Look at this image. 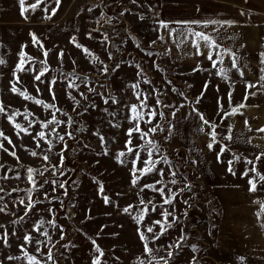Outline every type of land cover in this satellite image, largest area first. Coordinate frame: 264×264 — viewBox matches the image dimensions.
Returning <instances> with one entry per match:
<instances>
[{
  "label": "rangeland",
  "instance_id": "374dc122",
  "mask_svg": "<svg viewBox=\"0 0 264 264\" xmlns=\"http://www.w3.org/2000/svg\"><path fill=\"white\" fill-rule=\"evenodd\" d=\"M33 2L26 0L25 7L29 10L21 16L19 0H0V58L5 61L0 65V104L6 113H0V132L12 141L9 144L0 137V144L7 149H0V208L4 209L0 211V264H27L20 250L25 235L42 242L39 252L35 243L24 245L42 264H53L46 262L49 248L55 264H92L95 258L101 264H140L141 261L144 264H165V261L167 264H264L263 259L253 260L221 250L218 240L221 232L227 230L223 225L227 213L214 189L201 184L192 149L173 147L170 140L173 118L180 111L187 109L202 123L208 135L207 145L212 142L209 125L215 124L216 143L212 149H205V153L213 159L224 148L217 161L229 173L232 150L230 140L225 137L232 136L230 113L241 103L248 106L264 103L259 87L250 89L255 95L249 93L252 99L245 101L242 96L246 92L240 85L216 82L206 50L202 49L204 55H196V49L191 46L195 38L188 34L189 30L213 37L215 24L210 21L220 20L225 24L223 19L230 17L227 12L236 8L232 0H135V3L133 0H61L58 7L55 0H45L34 12L29 7ZM255 2L264 5V0ZM161 21L173 30L171 34L160 28ZM30 34H35L38 43H33ZM21 51L31 60L25 59L26 71L14 75ZM44 52H48L47 57ZM42 70L45 75L40 81L35 80ZM73 82L74 87L68 88ZM12 85L46 104H54L55 108L45 109L25 100L11 92ZM227 91L233 98L231 105ZM52 93L56 96L54 101ZM142 102L148 107H140ZM134 105L142 114L141 131L160 126L143 140L136 132L131 137L127 135L135 123L131 113ZM150 111H156V116L151 117ZM52 112L61 123L42 128L41 122L51 120ZM200 115L209 124H204ZM8 116L13 117L12 122ZM148 120L151 123H146ZM14 124L28 128L30 134L20 132ZM250 128L253 137L264 140V132L258 131L261 126ZM40 131L45 132L44 140L37 135ZM56 133L64 135V141L58 140ZM148 139L154 141L159 151L147 145ZM47 140L51 141L50 152ZM129 140L132 153L126 147ZM148 150L153 153L151 157ZM32 152L37 155H31ZM120 152L125 155L118 157ZM261 153L264 152L256 149L252 155L256 159ZM45 155L49 160H44ZM146 159L159 163L152 172L140 175ZM134 160L139 176L135 186L132 184ZM231 167L238 171L235 160ZM255 167L264 175V158L256 161ZM28 169H33L31 182ZM250 176L257 189L264 192V182L259 176L254 172ZM172 180L176 183L172 184ZM145 184L163 187L166 196L144 188ZM141 188L144 190L140 191ZM169 197L172 203L163 204V199ZM141 199L147 205V212L137 225L133 217L143 212ZM29 205H32L30 210ZM129 206H132L131 214L124 212ZM165 209L174 213L168 217L172 226L156 240L146 231V226L158 233L160 226L154 222H163ZM41 220L45 223L38 232L36 228ZM138 228L148 237V247L154 250L155 259L144 253L145 241H141ZM44 231L51 237L47 246L44 243L47 237L41 235ZM5 232L8 246L2 239ZM260 232L257 228L255 236H260ZM97 246L104 256L95 251ZM168 252L172 253L171 257ZM9 256L21 259L9 260Z\"/></svg>",
  "mask_w": 264,
  "mask_h": 264
},
{
  "label": "crops",
  "instance_id": "0c3cea01",
  "mask_svg": "<svg viewBox=\"0 0 264 264\" xmlns=\"http://www.w3.org/2000/svg\"><path fill=\"white\" fill-rule=\"evenodd\" d=\"M232 5L236 8H231L227 12L230 17L222 19L225 22L234 21L235 23L215 24L213 37L220 44L221 50H230L238 57L239 71L231 67L230 57L224 55V63L218 64L217 68L212 67L214 79L216 82L240 85L241 90L245 92L246 84H254L262 90L261 99L264 100V88L260 87L259 80L260 68L263 67L260 63V53L264 52V5L261 6L255 0H232ZM214 59H216L215 56ZM219 68L225 69L227 78L219 74ZM240 73L243 75L241 76ZM247 91L250 94L254 93ZM244 96H242L243 99ZM251 99L252 96L249 95L247 100ZM235 108L238 111L230 113L232 139L229 142L232 150L231 160H235L238 167L235 175L230 171L226 173L228 168L218 164V156L213 159L206 156L207 131L187 109L180 111L173 118L170 140L173 147L192 149L191 154L197 163L196 171L201 184L214 189L218 202L227 213L226 220L223 222L227 230L221 232L218 240L221 250L231 255L264 260V215H256L261 211L258 202H264V192L259 189L250 190L249 180L252 179L250 176L252 172L249 170L253 166L250 167L246 163L247 160L256 161L255 155H252L256 149L264 152V140L253 137L248 128H245L246 120L250 127L264 128V103L251 104V106L246 104L244 108L236 105ZM237 156H239L238 160ZM246 171L249 172L247 176L244 175ZM253 228L260 229V236H255L256 229L253 230Z\"/></svg>",
  "mask_w": 264,
  "mask_h": 264
},
{
  "label": "snow or ice",
  "instance_id": "6c2138e0",
  "mask_svg": "<svg viewBox=\"0 0 264 264\" xmlns=\"http://www.w3.org/2000/svg\"><path fill=\"white\" fill-rule=\"evenodd\" d=\"M25 3H26V0H19V5H20V9H21V16H24V14L29 10L28 7H25ZM42 3H45V0H35V2H33V3H31L29 5V7L34 12V11H36L39 8L40 4H42ZM55 3L57 5V7H58L60 5V3H61V0H55ZM133 3H135V0H133ZM43 10L47 11V8H45ZM55 14H56V9H53L52 10V15H55ZM241 14L243 15L244 13H241ZM25 18L27 19V17H25ZM47 18L51 19V16H48ZM210 23L211 24H220L221 22L218 21V20H212V21H210ZM225 23H227L229 25H232L235 22L234 21H226ZM159 26H160V28H164V29L168 30V32L170 34L173 31L169 27V25L167 23L163 22V21H161L159 23ZM188 34L195 38L191 42V46L196 49V55H204V51H202V49L206 50L207 51V57L206 58L212 63V67L213 68H217L218 64L222 65L224 63V59H223L224 55H228L230 57V59H231V67L233 69H236L237 71H239L238 64H237L238 57L233 52H231L230 50H227V49L221 50L220 44H218L217 41L211 35L206 34L204 32H201V31H191V30H189ZM30 35H31L33 43L34 44L38 43V39L35 36V34H30ZM176 35L177 36H183L185 34L184 33H176ZM89 38H91L90 35H89ZM159 38L163 39V37H159ZM72 40L75 43V37H73ZM76 47L79 48V47H81V45L76 44ZM213 50H215V51H213ZM84 51L88 52L87 49H84ZM88 54L91 55V53H88ZM147 54L148 55H153L152 53H147ZM44 56L47 57L48 56V52H44ZM214 56L216 57V59H214ZM19 57H20V60H19V63L16 65V68L14 69V73H13L14 75L17 72L26 71V69L24 67L25 59L27 58V59L31 60L30 57H27V54L24 51H21L19 53ZM60 57L62 59L63 53L60 54ZM260 63H261V65H264V52L260 53ZM3 64H5V61H4L3 58H0V65H3ZM104 70L107 71V68L105 67ZM218 72L224 78H227L226 75H225V69L224 68H219ZM240 74H241V76L243 75V73H240ZM44 75H45V71L44 70L40 71L39 75L35 76V80L40 81L41 77H43ZM259 80L261 82L260 83V87L264 88V67L260 68ZM17 83H19V78H17ZM55 83L56 82L53 80L52 84H55ZM145 83H147V81H145ZM73 87H74V82L68 84V88H73ZM132 87L136 88V87H138V85H132ZM254 87H256V85L251 84V83L246 84V89L247 90H250L251 88H254ZM206 89H207V85H205V90ZM247 90H246V93H245V96H244V100L245 101H247V99L249 98V92ZM39 91L40 90L37 89V92H39ZM49 91L51 92V89H49ZM11 92L14 93V94H19L25 100H32L36 105L43 106L45 109L55 108L54 104H52V103L46 104L42 100L35 99L33 96L28 95V93L26 91H20L15 85H12ZM228 95H229V105H231V103H232L231 93H229ZM251 95H255V93H251ZM70 98L74 99L73 97H70ZM139 98H140L139 95H137V99H139ZM55 99H56L55 93H52V100L54 101ZM105 102L107 103V101H105ZM198 102H199V100L197 101V103ZM157 103H159V101H157ZM140 107L146 108V107H148V105H147L146 102H142ZM244 107H246L245 103H241L239 105V108H244ZM221 110H223L222 106H221ZM56 111H60V109H56ZM237 111H238L237 108H233L232 109V113H236ZM0 113H5V108H4V106L2 104H0ZM131 113L133 114L132 121L135 122V123H134V126L132 128H130L128 130V132H127V135L129 137L132 136L133 132H136V133H139L140 138L143 140L150 133H155L157 131V128L160 127L159 125H156V127H152L150 129H148L147 132L141 131L140 126H139V120L142 119V114L138 111V109H137V107L135 105L131 107ZM148 114L151 117H155L157 113H156V111H150ZM55 115H56V113L52 112V119L47 121V122H41V127L44 128V129H48L50 124L59 125L61 122L56 120ZM65 115H66V113H65ZM161 115H163V114L161 113ZM8 119H9L10 122H12L13 117L12 116H8ZM25 119H27V116H25ZM200 119L204 122V124H209V121L205 120L203 115H200ZM71 123H72V118L69 117L68 118V124L71 125ZM146 123H151V120L146 121ZM29 126H31V122H30ZM209 126L212 128V133H211L212 142H210L207 145V147L209 149H212L213 144L216 143L217 133H216L215 129H216L217 126L215 124H210ZM245 126L248 127L249 131L252 130L250 128V126L248 125V121L247 120L245 121ZM14 127L16 129H19L20 132H24L25 134H30V133H28V128L22 127L20 124H14ZM53 131H54V129H53ZM258 131L259 132H264V128H260V129H258ZM229 132H231V128H229ZM37 135H38L39 139H41V140L45 139V132L44 131L38 132ZM67 135L69 136V138L72 137V133L71 132L67 133ZM0 137H3V139L7 140V142L9 144H12V141L7 136H5L3 132H0ZM56 138L58 140H60V141H64L65 136L64 135H60L59 133H56ZM100 139L103 141L104 138L100 137ZM225 139L231 140L232 136L229 135V136L225 137ZM45 142L49 144L48 151L50 152L51 151V141L47 140ZM146 143L151 148H155L156 151H159V149L156 148V145H155L154 141H152L151 139H148L146 141ZM130 144H131V140L127 141L126 147L128 149V152L132 153L133 149L128 146ZM37 146H39V145H37ZM0 149H3V145L2 144H0ZM3 150L7 151V149H3ZM223 152H224V148H221L220 149V153L218 154V159H219V155L222 154ZM9 154L15 156V152H11ZM152 154H153L152 151L148 150V156L151 157ZM31 155L36 156L37 154L35 152H32ZM124 155H125L124 152L118 153V157H123ZM261 158H264V153H261L260 155H257L256 156V161H259ZM139 159H140L139 153H136V160H139ZM164 159H165V162H167L166 158H164ZM236 159L238 160L239 156H237ZM44 160L45 161L49 160V156L45 155L44 156ZM256 161L247 160L246 163L253 166L249 171L256 173L259 176V180L261 182H264V175H260L257 172V170H256V167H255ZM62 163H63V156L61 154V166H62ZM143 163H144L145 167L139 170L140 175H145L147 173L152 172L154 170V168H155V165L157 163H159V161L146 159V160L143 161ZM228 163H229V171L232 172L233 175H235V172L232 170V167H231L233 161L229 160ZM32 173H33V169H28V179H29L30 182L32 181ZM40 174L43 175L42 172ZM132 174H133L132 184H133V186H135L137 184L138 180H139V176L137 175L136 161L135 160L133 161ZM248 174H249L248 171H246L244 173L245 176H247ZM160 175L161 176L163 175L162 171L160 172ZM172 175H175V173H172ZM157 183H159V181H157ZM171 183L175 184L176 181L172 180ZM249 184H250V190H252V191H256L257 190V183L255 181L250 179L249 180ZM262 186H264V185H262ZM34 187H35V185H34ZM61 187H63V185H61ZM144 188H149L152 191L158 192L161 195V197H165L166 196V193H165V190H164L163 187L157 188L154 184H145ZM143 190H144L143 188L140 189V191H143ZM101 191H103L102 186H101ZM173 196H174V194H173ZM105 202L106 203L108 202L107 197H105ZM21 203H23V201H21ZM149 203H151V201H149ZM171 203H172V197L163 199V204L170 205ZM258 203H260L261 211L258 212L256 215L257 216L264 215V202H258ZM140 204L144 205L143 212L141 214H138V215L133 217V219L136 221L137 225L141 224V222L144 220V213L147 212V205L145 204V201L143 199L140 200ZM31 207H32V205H29V210H30ZM131 207L132 206L126 207L124 209V212L131 214L130 211H129ZM155 207L156 206L153 205V210H155ZM3 210H4L3 208H0V211H3ZM162 216H163V222L160 221V220H157V221L154 222L155 224H158L160 226V231L158 233L154 232L153 227L146 226V231L148 233H152L156 240L160 239V237L164 234V232H166L167 229L172 226V224L168 222V217L169 216H174V213L173 212H169L167 209H165L162 212ZM21 219H23V218H21ZM44 223H45V221L41 220L40 224L36 228V231L39 232L40 228L42 227V225ZM0 227H2V226H0ZM138 232H139V237H140L141 241H145L144 253L149 255L153 259H155V256L153 255L154 250L152 248L148 247V243H147L148 237L144 234V232H140L139 228H138ZM41 235H44L45 237H47V240L44 242L45 246H47V243L51 242V237L48 235V233L46 231L41 232ZM2 239H3L4 245L8 246V233L7 232H5L3 234ZM23 239H24V245H29V244L35 243V245L37 246V248H36L37 252L40 251L39 245L42 243L41 241L34 240V238L32 236H30V235H25ZM61 239H63V236H61ZM93 243L95 244V241H93ZM24 245H21L20 250L23 253V258L27 261V264H42L41 259H39L37 255L29 254V252L25 249ZM65 247H66V245H65ZM169 247H173V245H169ZM159 250L160 249H156L155 251H159ZM95 251L97 253H99L100 257L104 256V252L101 251L99 246L96 247ZM171 255H172V253L168 252V256L171 257ZM8 259L9 260L21 259V257H11V256H9ZM47 261H52L53 264H55L54 256H53L51 248L48 249V253H47V256H46V262ZM92 264H101V260L99 258H95V259H93ZM140 264H144V262L141 261ZM165 264H167V261H165Z\"/></svg>",
  "mask_w": 264,
  "mask_h": 264
}]
</instances>
